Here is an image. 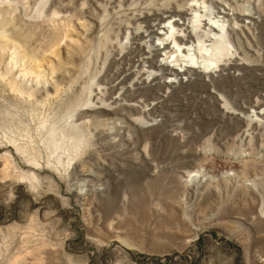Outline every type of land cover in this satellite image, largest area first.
<instances>
[{"label": "rangeland", "instance_id": "374dc122", "mask_svg": "<svg viewBox=\"0 0 264 264\" xmlns=\"http://www.w3.org/2000/svg\"><path fill=\"white\" fill-rule=\"evenodd\" d=\"M0 264H264V0H0Z\"/></svg>", "mask_w": 264, "mask_h": 264}, {"label": "bare ground", "instance_id": "6f19581e", "mask_svg": "<svg viewBox=\"0 0 264 264\" xmlns=\"http://www.w3.org/2000/svg\"><path fill=\"white\" fill-rule=\"evenodd\" d=\"M198 17H196L195 19H197ZM203 35V34H202ZM224 36V35H223ZM223 36H220V35H216V36H213L216 40H213L214 42V45L213 48H212V52H213V55H212V59H211V63L210 64H216V62L218 61L219 57L221 56V53L224 52L225 50L228 51V48H226V44H224V41H225V37ZM207 37V36H206ZM210 38V37H209ZM165 40V39H164ZM164 40L160 39V41H162L164 44ZM227 40V39H226ZM228 43V42H227ZM228 46V44H227ZM229 47V46H228ZM181 49H178V51H180ZM186 50V49H185ZM178 51H176V53H178ZM203 52V51H202ZM223 55V54H222ZM223 57V56H222ZM218 64V63H217ZM208 68H210L209 66H207ZM200 70H202V66L199 67ZM205 70V69H204ZM207 71V70H205Z\"/></svg>", "mask_w": 264, "mask_h": 264}]
</instances>
